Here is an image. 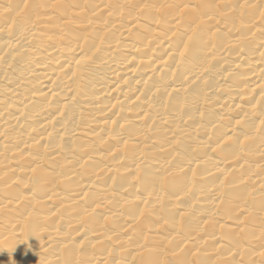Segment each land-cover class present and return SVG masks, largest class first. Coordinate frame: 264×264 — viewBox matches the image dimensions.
Returning <instances> with one entry per match:
<instances>
[{"label": "bare ground", "instance_id": "bare-ground-1", "mask_svg": "<svg viewBox=\"0 0 264 264\" xmlns=\"http://www.w3.org/2000/svg\"><path fill=\"white\" fill-rule=\"evenodd\" d=\"M0 264H264V0H0Z\"/></svg>", "mask_w": 264, "mask_h": 264}]
</instances>
